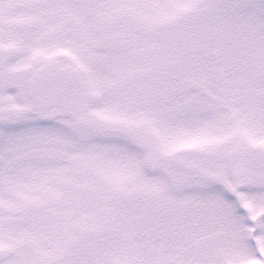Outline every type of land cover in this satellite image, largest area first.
Returning <instances> with one entry per match:
<instances>
[{"label": "snow or ice", "instance_id": "snow-or-ice-1", "mask_svg": "<svg viewBox=\"0 0 264 264\" xmlns=\"http://www.w3.org/2000/svg\"><path fill=\"white\" fill-rule=\"evenodd\" d=\"M0 264H264V0H0Z\"/></svg>", "mask_w": 264, "mask_h": 264}]
</instances>
